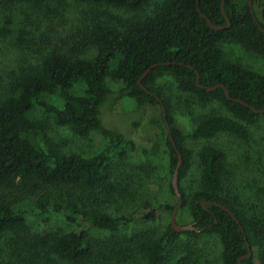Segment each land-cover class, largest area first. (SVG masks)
Instances as JSON below:
<instances>
[{"label":"trees","instance_id":"1","mask_svg":"<svg viewBox=\"0 0 264 264\" xmlns=\"http://www.w3.org/2000/svg\"><path fill=\"white\" fill-rule=\"evenodd\" d=\"M81 1L89 6L83 26L61 38L57 45L42 48L37 63L12 75L0 97V234L28 233L32 248L48 247L72 264L91 262L98 250L113 264H131L135 255L145 259L143 264H166L182 233L175 231L171 223L161 235L143 230L127 239L103 240L102 244L93 238L90 229L114 232L120 225L155 219L157 211L175 207L146 205L130 216H114L86 207L84 199L94 201L99 199L98 195H109L118 189L113 180L110 153L91 157L66 153L49 135L50 121L69 127L79 136L100 130L112 140L113 148L109 152L121 146L124 150L132 142L104 126L102 109L111 98L117 103L130 97L139 106L150 101L159 103L162 111L165 106L177 145H173L169 136V165L173 171L179 161L177 148L183 157L179 183L189 174L193 157L197 155L200 160L199 187L189 193L182 184L179 187L182 207L190 205L193 223L206 229L185 232L191 236L218 235L223 264H240L239 258L249 252L247 236L252 255L242 263L264 264V217L248 214L224 196L229 175L226 152L213 145L198 150L186 145L189 138L208 139L221 131L248 140V124L264 116L251 108L264 109V75L231 60L222 47L223 43H237L264 56L261 30L264 22L254 18L249 0H225L229 26L222 0ZM149 7L151 10L147 12ZM116 10L129 14L122 15ZM202 13L214 25L225 27H211ZM153 64L157 66L141 80L147 88L144 89L139 79ZM197 73L200 85L196 82ZM163 76L175 79L181 90L202 104L215 99L222 101L231 115L201 116L196 128L185 132L175 124L173 104L158 84ZM108 79L120 83L121 88L114 91ZM217 84L225 88L202 87ZM226 89L231 98L227 97ZM185 112L193 116L190 109ZM51 189L68 192V200L56 201L54 207L78 224L59 236L54 235L50 225ZM172 190L175 193L173 185ZM17 192L38 197L35 201L30 197L12 198ZM207 200L229 207L240 223L222 207L207 204L205 208L202 202ZM186 247L188 254L175 264H192V245Z\"/></svg>","mask_w":264,"mask_h":264},{"label":"rangeland","instance_id":"2","mask_svg":"<svg viewBox=\"0 0 264 264\" xmlns=\"http://www.w3.org/2000/svg\"><path fill=\"white\" fill-rule=\"evenodd\" d=\"M253 8L257 18L264 22V0H255ZM89 6L81 0H2L0 1V97L14 74L20 73L31 63H37L42 48L57 45L61 38L74 34L86 22ZM151 10L148 8L147 12ZM119 14L129 13L116 10ZM146 13V12H145ZM132 15V13H131ZM144 15V12L141 13ZM228 58L240 61L245 67L264 75V56L246 50L237 43H223ZM114 91L120 83L108 79ZM158 84L173 104L175 124L185 132H192L201 116L209 114L231 115L222 101L215 99L206 104L180 89L178 82L170 76L159 78ZM193 112V116L185 111ZM105 127L118 131L132 145L113 148L112 140L100 130L87 136H79L67 126L50 121L49 135L66 153H77L91 157L102 152L110 153L115 193L100 196L94 201L84 199L83 204L114 216H130L146 205H169L176 207L178 196L172 190L174 171L169 165V147L163 111L159 103L148 102L139 106L135 99L125 97L115 103L112 98L102 109ZM250 138L221 131L208 139H192L186 145L198 150L213 145L226 152L229 175L224 196L252 215L264 217V116L254 124H248ZM201 166L197 155L189 174L180 181L189 193L199 187ZM65 189H51L50 225L55 236L75 229L63 211L55 210L54 203L68 200ZM19 195V196H18ZM30 197L36 194L14 193L12 198ZM173 210L157 211L156 218L129 222L120 225L117 231L90 229L93 238L103 240L117 237L127 239L138 231L153 230L158 235L166 231L171 223ZM176 218L180 224L193 222L190 205L178 208ZM31 235L25 232L6 231L0 234V264H72L59 258L48 247H31ZM186 244L192 245V264H223V247L218 235L202 233L191 236L183 231L176 239L166 264H175L188 254ZM132 262V263H131ZM145 259L135 255L131 264H143ZM86 264H113L101 256V251Z\"/></svg>","mask_w":264,"mask_h":264},{"label":"water","instance_id":"3","mask_svg":"<svg viewBox=\"0 0 264 264\" xmlns=\"http://www.w3.org/2000/svg\"><path fill=\"white\" fill-rule=\"evenodd\" d=\"M249 3H250L251 11H252V13H253V15H254V18L257 20V17H256V15H255V13H254V8H253V0H249ZM222 11H223V14L225 15V17H226V19H227V21H228V23H227L226 26H229V25L231 24V22H230V20H229L227 14H226V11H225V0H222ZM202 16L205 17V18L207 19V22L209 23V25H210L211 27L215 28V29H222V28L225 27V26L214 25V24L211 22V20L209 19V17H207V15L204 14V13H202ZM261 30L264 32V27L261 26ZM156 66H157V64H153L150 68H148V69L145 71V73H144V74L142 75V77L139 79V83H140V84H141V80H142L143 78H145V77L149 74V72L152 70V68H154V67H156ZM196 82H197L198 85H200V84H199V83H200V74H199V73H197V79H196ZM141 85H142V87H143L144 89H147L143 84H141ZM220 85H222V84H217V85H215V86H213V87H209V86H202V87H204V88H206V89H209V90H215V89H217L218 86H220ZM222 86L225 88L224 85H222ZM226 93H227V97H228V98H231L227 89H226ZM157 99L160 100L159 97H157ZM239 101H241L242 103L248 105V103H246V102H244V101H242V100H239ZM162 108H163V117H164L165 125H166L167 131H168V133H169L170 139H171V141L173 142V145H174L175 147H177L176 142L174 141V138H173V136H172V132H171V124H170V122H169V120H168V118H167V112H166L165 106H163ZM251 108H252L255 112H257V113H264V109H257V108H255V107H253V106H251ZM177 153H178V156H179V161H178V165H177V167H176V169H175V171H174V175H173V179H172V185H173V187H174L175 193H176V195L178 196L180 202H179V204H178V205L174 208V210H173L172 218H171V224H172L173 229H174L175 231H177V232H183V231H187V230H193V231H199V232H201V231L205 230L206 227L198 228L193 222H192V223H189V224H180V223H178L177 218H176V216H177V215H176V214H177V210H178V208L182 205V201H183V196H182V193H181V191H180V187H179V171H180V167H181V165H182V163H183V157H182V154H181V152L179 151L178 148H177ZM207 204L217 205V206H219V207L224 208L225 210H227V211H228V212H229V213H230V214L236 219V221H237L238 223H240V222H239V219L237 218V216L235 215V213H234L229 207H227V206H225V205L219 203V202L216 201V200H207V201H203V202H202V205H203L204 207H206ZM241 228H242L243 232H245V229L243 228V226H241ZM246 241H247V245H248L249 252H248V254H245V255H243V256H241V257L239 258L238 262H239L240 264H250V263H242V260H243L244 258L250 257V256L252 255V249H251V246H250L249 241H248V239H247V236H246Z\"/></svg>","mask_w":264,"mask_h":264},{"label":"flooded vegetation","instance_id":"4","mask_svg":"<svg viewBox=\"0 0 264 264\" xmlns=\"http://www.w3.org/2000/svg\"><path fill=\"white\" fill-rule=\"evenodd\" d=\"M207 206V205H206ZM206 208V207H205Z\"/></svg>","mask_w":264,"mask_h":264}]
</instances>
